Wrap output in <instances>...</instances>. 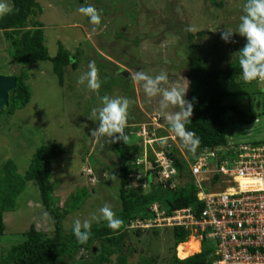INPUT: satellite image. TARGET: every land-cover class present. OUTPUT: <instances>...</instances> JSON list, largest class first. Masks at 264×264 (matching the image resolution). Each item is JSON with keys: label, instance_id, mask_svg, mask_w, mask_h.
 <instances>
[{"label": "rangeland", "instance_id": "1", "mask_svg": "<svg viewBox=\"0 0 264 264\" xmlns=\"http://www.w3.org/2000/svg\"><path fill=\"white\" fill-rule=\"evenodd\" d=\"M36 1L42 13H35L32 20L43 24L45 44L50 55L56 53L58 43H61L72 54L77 52L76 60L79 61L75 70L70 66L65 68L62 86L53 75L50 62H38L26 69L30 102L10 116L0 114V167L9 159L15 163L17 172L23 175L39 147L53 142L62 146L63 154L52 161L54 199L62 206L70 194L77 195L79 188L85 186L89 191L84 202L63 220V228L68 232L73 230L75 219H86L94 212L98 214L99 208L106 202L116 215L120 208L115 172L117 156L112 143L106 138L97 142L90 137V131L99 125L98 118L92 116V109L102 107L101 97H126L134 102L129 109L127 126L131 131L127 134V141H121V145H133L139 150L132 157L136 164H142L143 172L149 166L142 163L143 138H164L166 142L154 144L155 151L174 145L183 159L182 153H186L187 149L169 130L168 122L160 114V97L149 100L142 85L133 81V75L136 71H143L155 76L164 71L168 82L163 87L179 85L184 88L188 84V66L196 60L207 56L210 61L216 60L211 66L217 67L232 63L240 44L246 39L234 33L232 42L226 43L221 39V32L238 29L245 0ZM220 2L221 7L218 5ZM88 5L101 11L102 22L96 32L92 31L89 18L78 11L79 7ZM186 30L195 35L189 44L186 42ZM9 56L8 44L0 31V75H16L22 70L11 62ZM90 61H95L102 81L98 93L88 90L86 84L77 83L79 76L88 70ZM246 86V96L224 100L258 112L257 120L251 125L234 123L231 117L225 123V136L228 142L234 144L262 143L264 139V82L256 80ZM185 99L188 100V89ZM153 118L159 119L156 121ZM142 131L145 134L138 137ZM147 156L154 159L153 151L148 150ZM89 169L93 172L91 177L88 176ZM100 170L104 175L102 180L97 178ZM133 187H139L137 182ZM67 202L72 203L71 200ZM45 212L36 184L27 182L16 197L13 209L3 214L6 228L0 236V264H7L8 249L23 241V234L31 225L52 235L53 226L51 220L44 217ZM100 225H107V222L100 220L92 223V226ZM155 229L159 230L157 238L139 237L137 245L146 250V254L157 256L156 264H161V260H169L171 256L172 228ZM126 251L127 248L124 253ZM180 253L183 251L180 250ZM175 256L180 259L177 249ZM116 257L114 253L109 263L104 264H116ZM143 257L135 254L129 259V264H140L139 260ZM91 263L92 259L81 253H75L72 258L64 257L63 262Z\"/></svg>", "mask_w": 264, "mask_h": 264}, {"label": "trees", "instance_id": "2", "mask_svg": "<svg viewBox=\"0 0 264 264\" xmlns=\"http://www.w3.org/2000/svg\"><path fill=\"white\" fill-rule=\"evenodd\" d=\"M14 11L0 18V31L8 44V54L11 62L19 65L22 70L13 75L16 77V86L8 93V105L0 114L12 115L15 111L25 108L31 99V91L27 83L26 69L38 62H50L52 73L56 76L58 84L63 85L64 70L71 67L75 70L79 60L77 52L73 54L58 43L57 51L50 55L45 44L43 24L32 20V16L42 8L36 0H10ZM218 4V3H217ZM222 6V2L218 5ZM194 34L186 30V42L189 44ZM234 42L237 39L233 37ZM246 40L240 44L239 50ZM239 50L236 58L226 67L211 66L216 60L207 56L196 60L188 66V100L194 101L191 123L186 125L200 138L202 148H212L226 145L228 140L224 133L225 123L232 118V122L240 125H251L257 120L258 112L254 108H241L236 103H228L226 98L246 96V83L241 77L239 66ZM231 60V58H230ZM228 59H226V62ZM25 69V70H23ZM260 93V91H259ZM259 107L257 103L256 108ZM264 113V110H263ZM134 128V127H133ZM130 127L125 128V134L130 133ZM264 143V139L262 141ZM262 143H253L255 145ZM117 156L115 164L116 177L119 187L117 201L120 205L117 217L124 224L119 230L109 229L107 225L91 226V236L87 243L81 245L73 234V230L66 232L63 220L70 212L76 210L89 195L88 189L79 188L76 196L70 194L62 206L54 199L55 184L52 181V161L60 157L64 149L56 143H49L39 147L32 156L30 164L23 175L17 172L13 161L7 159L0 167V236L5 231L3 214L11 211L16 197L22 192L27 182H34L37 186L40 202L48 215L55 221L52 235L38 231L33 225L24 232L21 243L11 246L6 255L7 264H63L64 257L72 258L75 253L87 255L92 259L91 264L109 263L111 255L117 254L116 264H129L135 254L145 256L139 260L140 264H156L157 256L146 254V250L138 246L139 237L148 236L157 238L159 230L155 228H131L136 220L148 219L154 216L151 210L154 204L167 214L182 208H191L199 213L201 203L196 197V186L188 174L186 162L179 156L175 146L170 147V157L176 170L174 178L178 185L171 188V180L165 185L154 179L156 170L143 172L142 164H136L135 153L139 150L133 145H121V141L112 143ZM187 149V148H186ZM187 154L192 152L187 149ZM191 157V156H190ZM154 164L153 159L149 158ZM91 171V169H89ZM103 172L105 168L102 169ZM138 172H143L137 178ZM98 175V174H97ZM93 172L91 171V175ZM187 180L180 183L182 177ZM98 178V177H97ZM218 177L212 179L214 184ZM137 182V187H133ZM146 183V186L143 185ZM141 187L143 189H141ZM71 200V204L67 201ZM172 248L169 260L163 259L161 264H211L213 248L207 241L202 242L200 252L191 256H175L178 245L185 242L190 234L183 227H174L170 230ZM127 251L124 253V249ZM178 250V249H177ZM180 252V251H179ZM184 255L183 253H180ZM149 256V257H148ZM83 256H80V259ZM184 258V259H183ZM138 264V263H137Z\"/></svg>", "mask_w": 264, "mask_h": 264}, {"label": "built area", "instance_id": "3", "mask_svg": "<svg viewBox=\"0 0 264 264\" xmlns=\"http://www.w3.org/2000/svg\"><path fill=\"white\" fill-rule=\"evenodd\" d=\"M144 134L142 131L140 135ZM146 142L151 145L153 140ZM169 149L170 145L157 152L152 148L156 164L153 166L144 148L142 163L149 165L146 172L156 170V181L165 185L171 180L170 187L174 188L178 185L174 178L177 172ZM182 155L197 188L196 197L201 203L199 213L182 208L167 214L156 203L151 209L153 217L136 220L130 227H183L190 232L183 244L195 239L199 243L197 252H200L203 241L210 243L211 264H264V143L228 142L199 149L191 157L187 152ZM88 175H91L90 170ZM216 176L218 179L213 184ZM186 180L184 176L181 179Z\"/></svg>", "mask_w": 264, "mask_h": 264}, {"label": "clouds", "instance_id": "4", "mask_svg": "<svg viewBox=\"0 0 264 264\" xmlns=\"http://www.w3.org/2000/svg\"><path fill=\"white\" fill-rule=\"evenodd\" d=\"M242 7L243 15L240 17L238 29L236 31L225 29L221 32V39L226 43L232 42L234 33L244 37L246 43L239 50V66L242 79L246 83L256 80L264 82V0H245ZM13 11L14 6L10 3V0H0V18ZM78 11L89 18L90 24L93 25L92 31L96 32L102 22L101 11H98L93 5L81 6ZM87 68L88 70L79 76L77 83L86 84L88 90L98 93L102 81L95 61H90ZM133 81L142 85L143 91L149 100L157 96L160 97L159 111L168 122L169 130L180 139L189 151L195 153L201 141L195 132L189 131L186 127L191 123L190 118L193 115L195 101V98L192 101L185 99L188 84L184 88L179 85H173L170 88L163 87L162 85L168 82V75L164 71L155 76H150L143 71H136L133 75ZM101 103L102 107L92 109V116L98 118L99 125L90 131V137L97 142L102 138H106L109 143L126 142L125 128L128 126L129 109L134 102L126 97L111 98L104 95L101 97ZM169 109L178 110L168 111ZM160 128L162 127L160 126ZM142 136L139 135L138 137ZM169 137L173 139L172 136ZM150 139L153 140L151 145L143 138V149L145 148L147 153L148 150L154 149V144L158 145V142L161 141L166 142L164 138L154 136ZM172 146L174 145H170V147ZM178 152L180 156V151ZM44 217L54 224L55 221L47 212L44 213ZM100 220L106 221L108 228L114 231L119 230L124 224L123 220L116 216L112 206L106 202L99 208L98 214L94 212L90 213L86 219L81 220L78 218L74 220L73 234L78 243L81 245L87 243L91 236L93 221L99 222Z\"/></svg>", "mask_w": 264, "mask_h": 264}, {"label": "water", "instance_id": "5", "mask_svg": "<svg viewBox=\"0 0 264 264\" xmlns=\"http://www.w3.org/2000/svg\"><path fill=\"white\" fill-rule=\"evenodd\" d=\"M16 86V77L13 75H0V113L8 105V93ZM264 92V88L262 89ZM98 179H104L102 170L98 173Z\"/></svg>", "mask_w": 264, "mask_h": 264}, {"label": "bare ground", "instance_id": "6", "mask_svg": "<svg viewBox=\"0 0 264 264\" xmlns=\"http://www.w3.org/2000/svg\"><path fill=\"white\" fill-rule=\"evenodd\" d=\"M199 249V243L198 241H196L195 239H190L189 242H187L186 244H182L178 247V255L180 256H188L191 254H194L198 251ZM183 251L184 255H181L179 251Z\"/></svg>", "mask_w": 264, "mask_h": 264}, {"label": "crops", "instance_id": "7", "mask_svg": "<svg viewBox=\"0 0 264 264\" xmlns=\"http://www.w3.org/2000/svg\"><path fill=\"white\" fill-rule=\"evenodd\" d=\"M182 244H183V243H182ZM182 244H180V245H182ZM180 245H179V246H180Z\"/></svg>", "mask_w": 264, "mask_h": 264}]
</instances>
